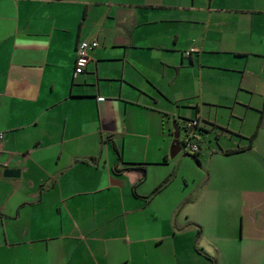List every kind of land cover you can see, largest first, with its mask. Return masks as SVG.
Segmentation results:
<instances>
[{
	"label": "crops",
	"instance_id": "obj_1",
	"mask_svg": "<svg viewBox=\"0 0 264 264\" xmlns=\"http://www.w3.org/2000/svg\"><path fill=\"white\" fill-rule=\"evenodd\" d=\"M263 103L264 0H0V264H264Z\"/></svg>",
	"mask_w": 264,
	"mask_h": 264
},
{
	"label": "built area",
	"instance_id": "obj_2",
	"mask_svg": "<svg viewBox=\"0 0 264 264\" xmlns=\"http://www.w3.org/2000/svg\"><path fill=\"white\" fill-rule=\"evenodd\" d=\"M98 45V40L96 38L92 39H80L77 42L76 50H75V64L72 72L73 78H75L78 74L84 71V68L89 59V52L91 49ZM192 47L188 50H194ZM101 99L102 97H98ZM185 138L181 140L182 149L185 151L194 153L199 150V130L196 119H187L185 120ZM2 139V133L0 132V140Z\"/></svg>",
	"mask_w": 264,
	"mask_h": 264
},
{
	"label": "water",
	"instance_id": "obj_3",
	"mask_svg": "<svg viewBox=\"0 0 264 264\" xmlns=\"http://www.w3.org/2000/svg\"><path fill=\"white\" fill-rule=\"evenodd\" d=\"M173 137L169 147V157H173L182 149L181 139H180V129L176 124L173 123ZM19 170L14 167H6L3 169L2 174L5 176H14L18 175Z\"/></svg>",
	"mask_w": 264,
	"mask_h": 264
},
{
	"label": "rangeland",
	"instance_id": "obj_4",
	"mask_svg": "<svg viewBox=\"0 0 264 264\" xmlns=\"http://www.w3.org/2000/svg\"><path fill=\"white\" fill-rule=\"evenodd\" d=\"M183 130H180V137L183 135V132H182ZM183 152H185V150L184 149H181L180 150V152H179V154L181 153V154H183ZM187 153H191V152H188V151H186ZM196 163V162H195ZM259 179V178H258ZM261 179V180H260ZM260 179L257 181V182H259V183H261V184H263L264 185V170L260 173ZM264 228V227H263ZM264 234V229L262 230V235Z\"/></svg>",
	"mask_w": 264,
	"mask_h": 264
},
{
	"label": "trees",
	"instance_id": "obj_5",
	"mask_svg": "<svg viewBox=\"0 0 264 264\" xmlns=\"http://www.w3.org/2000/svg\"><path fill=\"white\" fill-rule=\"evenodd\" d=\"M264 110V103H263V108H262V111ZM177 127H178V125H177ZM201 128H199V126H198V130H200ZM254 135H255V132L250 136V138L249 139H252V137H254ZM182 142V141H181ZM199 149H200V143H199ZM199 151V150H198ZM197 151V152H198ZM231 151H238V149H234V150H231ZM197 152H194V153H190L192 156H194L196 159H197V157H196V153Z\"/></svg>",
	"mask_w": 264,
	"mask_h": 264
}]
</instances>
